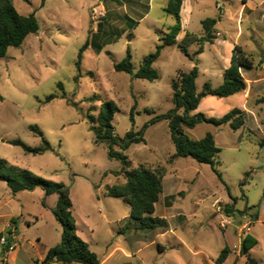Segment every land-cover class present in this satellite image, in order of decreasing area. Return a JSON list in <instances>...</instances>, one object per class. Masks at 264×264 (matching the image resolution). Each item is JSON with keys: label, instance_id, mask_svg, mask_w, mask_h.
Masks as SVG:
<instances>
[{"label": "rangeland", "instance_id": "obj_1", "mask_svg": "<svg viewBox=\"0 0 264 264\" xmlns=\"http://www.w3.org/2000/svg\"><path fill=\"white\" fill-rule=\"evenodd\" d=\"M168 2L14 0L21 14L35 12L40 31L21 47H11L0 60V158L70 188L78 234L102 264H217L227 246L231 254L223 264H248L250 258L264 264V87L256 84L250 91L246 104L250 113L240 129L209 123L185 129L197 140L208 132L214 134L221 149L215 160L220 178L211 165L192 157L170 163L176 149L168 122L151 124L175 108L171 83L196 63L173 45L162 51L154 65L160 75L156 81L115 70L129 50L137 69L156 50L160 37L175 25L165 12ZM245 2L264 14V0H185L182 15L187 32L202 37V22L215 18V29L222 34L216 44L204 41L203 53L196 56L199 92L207 82L215 88L223 82L221 74L238 33L239 44L255 61L249 73L264 72L260 60L264 58V19L258 12L246 13L239 22ZM88 40L79 67L80 51ZM199 47L191 44L190 54ZM243 94L247 95L246 90L228 98L203 97L199 112L220 118L223 110L242 104ZM49 96H54L50 102ZM110 100L120 108L113 122L116 134L142 132L145 138L125 151L132 167L167 168L153 216L165 218L169 228L137 229L130 219V205L106 196L107 186L125 182L123 164L110 156L106 142L96 143L90 117H98ZM31 126H38L43 136ZM43 137L53 150L39 155L9 143L19 139L39 147ZM114 150L122 148L115 145ZM58 199L57 194L48 197L41 188L13 193L0 180V232L9 224L3 231L9 233L16 227L12 218H17L21 250L15 264H44L48 250L61 241L63 226L53 212ZM221 216L231 225L224 228ZM247 235L258 243L241 255Z\"/></svg>", "mask_w": 264, "mask_h": 264}, {"label": "trees", "instance_id": "obj_2", "mask_svg": "<svg viewBox=\"0 0 264 264\" xmlns=\"http://www.w3.org/2000/svg\"><path fill=\"white\" fill-rule=\"evenodd\" d=\"M184 1L169 0L165 12L175 19V25L170 27L164 36L160 37V44L156 46V50L143 59L139 68L137 69L133 64L129 50L127 57L115 65V70L132 74L135 78L156 81L160 75L154 65L162 51L173 45H178L181 52L196 63L189 72H179L178 77L171 83L175 108L167 114L157 116L151 121V124L162 120L168 122L171 140L176 149L175 154L169 159L170 163L175 162L177 158L192 157L199 163L211 165L215 173L222 178L220 170L215 168V160L221 149L216 144L214 134L208 132L202 139L197 140L191 138L185 129H193L201 123H209L217 127L230 124L234 130L243 127L246 124V111L239 107L231 109L220 118L209 117L203 112L196 111L199 109L203 97L228 98L247 90V82L242 71L252 70L255 67V61L241 46L236 45L233 49L231 64L224 72L223 83L214 88L207 82L204 84L203 91L199 92L197 87L199 68L196 56L203 53L204 46L202 44L204 41L214 43L218 38L215 29L218 20L215 18L205 19L202 22L204 36L196 37L193 33L187 32L184 40L180 43L178 36L183 29L181 12ZM39 31L40 22L35 12L28 15L21 14L15 7L14 0H0V60L7 56L11 47H21L29 36L36 35ZM195 43L200 47L192 55L189 52V46ZM88 45L89 40L80 51L79 67L83 52ZM59 86L62 88L63 84L60 83ZM53 99L54 96H49L47 101L50 102ZM135 110L136 105L132 108V119ZM119 111L118 105L110 100L105 102L98 117H90L91 129L96 135V143L106 142L110 148V156L120 160L123 164L122 172L125 176V182L107 186L106 196L123 199L130 205V219L136 223L137 229L167 228L168 224L165 219L153 216L163 193V179L167 174V168L153 169L145 164L132 167L131 160L125 151L133 144L145 142V138L142 132L136 134L132 131L127 133L125 137L116 134L113 122ZM148 112L152 113L149 110ZM31 130L43 136L38 126H31ZM42 142L43 144L39 147H31L19 139L9 141L10 144L20 146L25 152L33 155L53 150L52 145L44 137ZM261 144L264 145V142ZM115 145H119L122 151L114 150ZM0 180L7 182L13 193L41 188L47 196L58 195L59 199L53 212L63 226L62 239L56 246L48 250L44 264H102L98 254L92 251L89 244L78 234V226L73 215L71 190L68 186L61 182L45 179L30 170L11 166L1 158ZM226 211H229L228 208ZM11 223L17 225V218H12ZM257 243L254 238L247 235L241 242V255L248 254ZM7 252H9L8 247H5V253ZM230 254L231 248L225 247L216 263L223 264ZM248 264H258V261L250 258Z\"/></svg>", "mask_w": 264, "mask_h": 264}, {"label": "crops", "instance_id": "obj_3", "mask_svg": "<svg viewBox=\"0 0 264 264\" xmlns=\"http://www.w3.org/2000/svg\"><path fill=\"white\" fill-rule=\"evenodd\" d=\"M185 2V1H184ZM184 5V3H183ZM183 9L185 10L184 6L182 7V12H183ZM192 8L190 6H188V15H192ZM182 12H181V15H182ZM257 13L258 12V16L260 19H264V14L262 11H260L259 8H252L250 7L247 2H245V4L243 5V7L241 8L240 10V18H239V22L242 21V17H245L246 13L247 14H251V13ZM184 19H183V15H182V24H183V29L181 31V33L179 34L178 36V41H181V38L185 35L186 36V33H187V30L184 28ZM263 29V28H262ZM264 30V29H263ZM191 33V32H190ZM222 34L220 32H217V36L218 38L215 40L214 44H216L218 41H219V37L221 36ZM239 37H240V33H238V35L236 36L235 40H234V43L231 45V50H230V58L228 59V61L226 62L224 68H223V73L221 74V76L223 77V80H224V72L225 70L230 66L231 64V58H232V54H233V49L236 45H239ZM243 49L244 47L241 46ZM244 51L246 52V50L244 49ZM247 53V52H246ZM248 54V53H247ZM249 55V54H248ZM264 58L260 59L261 62L263 63V65L261 66V68L264 70V61H262ZM253 70V69H252ZM249 71L251 70H243L242 71V75L243 77L245 78L246 82H247V90H246V96L245 94H243V97H242V104H238L237 106L239 108H241L242 110L246 111V113L248 114L249 116V110H247L246 108V104L249 102L250 98L251 97H248L250 96V91L251 90H254V88L256 87V84L260 85V87H264V72H258V73H249ZM223 83V82H222ZM221 83V84H222ZM211 84V83H210ZM220 84V85H221ZM212 85V84H211ZM219 85V86H220ZM215 88V87H214ZM258 88V87H257ZM260 89V88H258ZM240 94V93H239ZM237 95V94H236ZM244 107V108H243ZM235 108V107H234ZM233 109V108H232ZM230 111V110H229ZM196 112H199V109L196 111ZM222 113H227V110H223ZM245 126V125H244ZM164 191V190H163ZM45 192V191H44ZM162 195V194H161ZM52 196V195H51ZM49 197V196H48ZM160 200H161V197H160ZM58 202V201H57ZM57 205V204H56ZM158 206L156 205V210H157ZM156 214V212H155ZM217 215V213H216ZM156 217H159V218H162L160 216H156ZM162 219H165V218H162ZM166 220V219H165ZM167 221V220H166ZM168 226L167 228H169V223L167 222ZM9 226V224L3 228V230L0 232V264H4V263H8V264H15L18 260V255H19V252L21 250V247H17L14 251H11V252H7L5 253V247L1 245V239L3 238L4 236V233L3 231ZM14 230H16V234H18V229H17V225L15 228H12ZM6 235V234H5ZM46 257V256H45ZM45 257L43 258V262H44V259ZM39 262V260H36ZM102 262V261H101ZM53 264H59V263H53Z\"/></svg>", "mask_w": 264, "mask_h": 264}, {"label": "built area", "instance_id": "obj_4", "mask_svg": "<svg viewBox=\"0 0 264 264\" xmlns=\"http://www.w3.org/2000/svg\"><path fill=\"white\" fill-rule=\"evenodd\" d=\"M221 218H222L221 223L224 228L231 225V221L229 219L224 218L223 216H221ZM250 224L251 222H248L247 224H245L243 226V229L247 228ZM1 245L4 247H8L9 252L14 251L19 246L18 238L16 235V230L11 229L9 233L4 235L3 238L1 239Z\"/></svg>", "mask_w": 264, "mask_h": 264}]
</instances>
